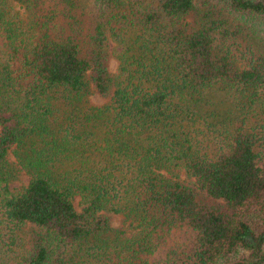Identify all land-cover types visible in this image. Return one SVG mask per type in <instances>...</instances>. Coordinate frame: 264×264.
<instances>
[{"label":"trees","instance_id":"1","mask_svg":"<svg viewBox=\"0 0 264 264\" xmlns=\"http://www.w3.org/2000/svg\"><path fill=\"white\" fill-rule=\"evenodd\" d=\"M0 264H264V0H0Z\"/></svg>","mask_w":264,"mask_h":264},{"label":"rangeland","instance_id":"2","mask_svg":"<svg viewBox=\"0 0 264 264\" xmlns=\"http://www.w3.org/2000/svg\"><path fill=\"white\" fill-rule=\"evenodd\" d=\"M90 1L91 0H82V5H84V9L90 5ZM13 9L19 13V15H20L19 18L23 19L22 21H26L27 15H26V13H24L23 9L20 6L14 5ZM85 12H87L86 22H88L89 18H90V14H89L90 11L89 12L85 11ZM184 20L188 21V22H194V15L189 14L185 17ZM86 26H85V31L83 32L85 35L89 33L88 32L89 29H86ZM115 53H116V49L111 46L109 49L108 68H109V71L112 75H115L117 73L118 64H119L117 57L115 56ZM90 100L93 104H98V105H102L106 102V100L104 98H101L100 96H97V95L91 96ZM27 180H28V177L22 172L20 180L15 181L12 185L14 187H18V186L26 183ZM77 202H78V198L75 199V204H77ZM122 219L123 218H121V217L114 218L113 219V225L121 226L122 225Z\"/></svg>","mask_w":264,"mask_h":264}]
</instances>
